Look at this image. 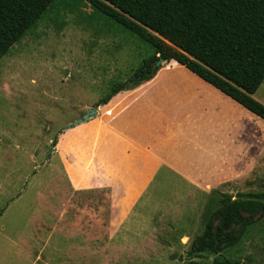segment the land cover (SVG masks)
<instances>
[{
	"label": "rangeland",
	"instance_id": "374dc122",
	"mask_svg": "<svg viewBox=\"0 0 264 264\" xmlns=\"http://www.w3.org/2000/svg\"><path fill=\"white\" fill-rule=\"evenodd\" d=\"M151 54L89 6L58 5L0 60V264H263L264 202L224 222L233 202L264 193V151L248 174L206 190L157 181L133 197L67 178L62 135ZM254 99L264 105V83ZM201 241L219 254L197 253Z\"/></svg>",
	"mask_w": 264,
	"mask_h": 264
},
{
	"label": "crops",
	"instance_id": "0c3cea01",
	"mask_svg": "<svg viewBox=\"0 0 264 264\" xmlns=\"http://www.w3.org/2000/svg\"><path fill=\"white\" fill-rule=\"evenodd\" d=\"M96 112L59 143L67 178L81 187L117 182L133 197L157 181L212 189L248 174L264 151L263 122L175 62Z\"/></svg>",
	"mask_w": 264,
	"mask_h": 264
},
{
	"label": "trees",
	"instance_id": "16d2710c",
	"mask_svg": "<svg viewBox=\"0 0 264 264\" xmlns=\"http://www.w3.org/2000/svg\"><path fill=\"white\" fill-rule=\"evenodd\" d=\"M58 5L70 13L89 6L94 16L152 51L127 80L112 84L95 108L152 80L162 59L184 67L264 124V105L254 99L264 82V0H0V60ZM244 197L228 207L224 227L237 210L263 208L264 193ZM196 252L216 256L220 249L201 241ZM210 264L240 263L213 258Z\"/></svg>",
	"mask_w": 264,
	"mask_h": 264
},
{
	"label": "water",
	"instance_id": "95a60500",
	"mask_svg": "<svg viewBox=\"0 0 264 264\" xmlns=\"http://www.w3.org/2000/svg\"><path fill=\"white\" fill-rule=\"evenodd\" d=\"M165 62L164 60H159L157 63H156V67H160L161 65H163ZM97 115V112L96 110L94 109H88L86 114L80 118L79 120H77L73 126H78L80 124H84V123H87L89 122L93 117H95Z\"/></svg>",
	"mask_w": 264,
	"mask_h": 264
}]
</instances>
